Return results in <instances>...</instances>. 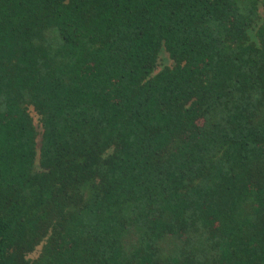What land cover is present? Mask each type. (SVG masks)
Masks as SVG:
<instances>
[{
  "label": "trees",
  "instance_id": "16d2710c",
  "mask_svg": "<svg viewBox=\"0 0 264 264\" xmlns=\"http://www.w3.org/2000/svg\"><path fill=\"white\" fill-rule=\"evenodd\" d=\"M0 264H264V0H0Z\"/></svg>",
  "mask_w": 264,
  "mask_h": 264
},
{
  "label": "rangeland",
  "instance_id": "374dc122",
  "mask_svg": "<svg viewBox=\"0 0 264 264\" xmlns=\"http://www.w3.org/2000/svg\"><path fill=\"white\" fill-rule=\"evenodd\" d=\"M170 63H172V60L170 59L168 52L166 50H163V52L160 55L159 66H158L157 70H159L165 64H170ZM33 114L35 115L36 121L38 122V116H37V114L35 112H33ZM40 249H41V246H39L37 248V250L34 253L31 254V257H36L38 255Z\"/></svg>",
  "mask_w": 264,
  "mask_h": 264
}]
</instances>
